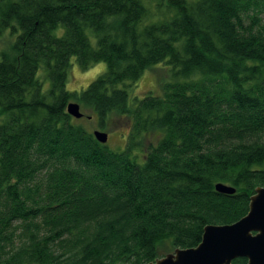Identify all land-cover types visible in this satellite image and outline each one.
I'll return each instance as SVG.
<instances>
[{
  "label": "trees",
  "instance_id": "obj_1",
  "mask_svg": "<svg viewBox=\"0 0 264 264\" xmlns=\"http://www.w3.org/2000/svg\"><path fill=\"white\" fill-rule=\"evenodd\" d=\"M6 32L0 264H148L248 214L264 188V0H0ZM72 58L107 69L70 92ZM161 63L162 95L131 104ZM71 102L101 129L127 117L125 150L98 142Z\"/></svg>",
  "mask_w": 264,
  "mask_h": 264
},
{
  "label": "water",
  "instance_id": "obj_2",
  "mask_svg": "<svg viewBox=\"0 0 264 264\" xmlns=\"http://www.w3.org/2000/svg\"><path fill=\"white\" fill-rule=\"evenodd\" d=\"M77 103L67 106L68 114L75 120L84 117ZM95 139L106 144L108 135L102 131L93 133ZM221 194L233 195L236 190L228 185H216ZM249 212L230 225L207 226L201 243L190 249H175L148 264H232L245 258L247 264H264V188H257L251 197Z\"/></svg>",
  "mask_w": 264,
  "mask_h": 264
},
{
  "label": "rangeland",
  "instance_id": "obj_3",
  "mask_svg": "<svg viewBox=\"0 0 264 264\" xmlns=\"http://www.w3.org/2000/svg\"><path fill=\"white\" fill-rule=\"evenodd\" d=\"M62 31H59V36ZM8 32H6V36H4L0 41V49H3L10 43L11 39L8 36ZM68 78L66 83V88L70 92H80L82 90L87 89L98 76L105 73L107 67L105 63H98L94 66H91L88 70H82L75 58L71 59V66L69 67ZM171 66L166 63H161L153 66L150 70H147L145 74L140 78V80L135 84L133 88L129 90V101L130 103H134L135 99H142L148 93H152V95L161 96L162 95V83H166L171 81ZM49 86V82L45 83V89ZM80 109V108H79ZM82 113L85 115H92L90 119L88 117H83L78 121L85 130L94 133L95 131H102L108 135V141L106 146L108 149H111L116 152H122L126 148L129 132H130V120L125 116L120 115H112L109 117L105 128H100L98 123V117L90 110L81 109ZM155 140V138H150V141ZM149 141V140H148ZM149 141V142H150ZM137 161L139 163L144 162L145 153L136 152Z\"/></svg>",
  "mask_w": 264,
  "mask_h": 264
}]
</instances>
